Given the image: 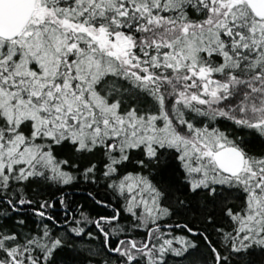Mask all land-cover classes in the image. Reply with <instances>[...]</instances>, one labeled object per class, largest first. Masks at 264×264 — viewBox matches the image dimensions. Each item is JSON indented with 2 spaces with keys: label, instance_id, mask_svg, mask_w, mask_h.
<instances>
[{
  "label": "snow or ice",
  "instance_id": "obj_1",
  "mask_svg": "<svg viewBox=\"0 0 264 264\" xmlns=\"http://www.w3.org/2000/svg\"><path fill=\"white\" fill-rule=\"evenodd\" d=\"M0 264H264V0H0Z\"/></svg>",
  "mask_w": 264,
  "mask_h": 264
}]
</instances>
